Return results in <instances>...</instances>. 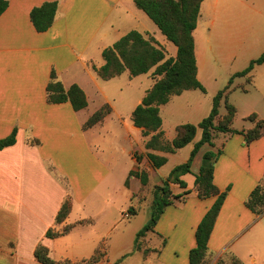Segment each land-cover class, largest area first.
<instances>
[{
	"label": "crops",
	"instance_id": "1",
	"mask_svg": "<svg viewBox=\"0 0 264 264\" xmlns=\"http://www.w3.org/2000/svg\"><path fill=\"white\" fill-rule=\"evenodd\" d=\"M6 1L9 6L0 16V139L17 130V142L0 150V264H41L35 258L40 244L49 249L54 260L78 261L90 258L105 241L108 258L101 264H112L111 255L123 261L134 250L140 229H128L129 242L122 246L119 232L125 233V221H132L123 219V215L131 206L138 209V215L142 207H147L149 220L152 190L163 180L153 182L152 176L160 169H153L146 156L149 137L132 118L148 91L139 79L145 74L131 77L126 72L129 79L117 93H111L110 85L99 81L95 68L105 65L103 51L128 32L151 33L136 26L125 29L130 20L139 17L133 9L134 0ZM47 2H57L58 12L51 28L39 32L31 12ZM203 14H209L208 0L202 4L194 32L197 77L206 87L210 70L207 56L214 39L208 31L214 21L202 24ZM230 36L235 37L225 40L221 50L228 65L236 62L242 50H238V36L245 41L243 34ZM53 73L66 89L77 84L84 90L86 109L75 111L70 102L49 103L47 87ZM152 73H147L153 79L151 88L155 84ZM236 73L232 72L231 77ZM94 91L99 100L91 104L90 92ZM197 91H185L161 106L162 131L167 141L176 137L177 127L183 124L174 125L175 136H167L164 108L189 105L199 114L198 120L190 124L209 116V101ZM104 104L111 106L112 113L102 123L85 129V122ZM222 139L218 146L217 140ZM211 149L222 151L215 164L214 182L228 194L209 240L207 264L233 259L241 264H264V213L257 214L246 205L253 190L259 185L264 187V136L247 145L244 135L220 134L215 147L203 148L195 160ZM152 152L166 156L169 162V156L178 151ZM136 153L143 155L140 164ZM123 156L126 163L121 160ZM138 168L149 172L148 185L143 186L136 177L129 178L130 172ZM188 176L192 174L181 179L187 189H193L196 176H192L193 184L187 182ZM171 188L175 195L186 190L178 184ZM67 197L72 200V211L63 224H57ZM215 201L216 197L201 199L194 192L184 202L166 209L156 227L157 234L149 237L152 247L161 250L155 254L159 264H189L190 252L197 244L196 230ZM81 221L90 223L79 224ZM66 225L76 226L63 236L47 237L50 229L60 231Z\"/></svg>",
	"mask_w": 264,
	"mask_h": 264
},
{
	"label": "trees",
	"instance_id": "2",
	"mask_svg": "<svg viewBox=\"0 0 264 264\" xmlns=\"http://www.w3.org/2000/svg\"><path fill=\"white\" fill-rule=\"evenodd\" d=\"M205 0H134L136 6L158 26L166 39L177 48L175 57H168L167 51L160 46L155 37L149 33L132 30L121 37L113 46L106 48L102 55L105 65L95 68L99 78L108 81L122 76L126 72L131 77L147 74L154 69L152 75L155 80L154 86L147 91L142 103L133 112L134 124L143 129V135L149 137L146 142V153L153 169H160L166 165L168 158L160 156L152 151H162L167 154H175L180 149L191 144L200 129L201 139L194 144L189 160L176 166L170 175L155 185L152 190V202L150 206L151 216L143 229L138 231L134 241V252H139L144 259L151 257L153 253H160L159 248L150 246V234H157L156 227L165 213L166 209L177 202H184L191 193H197L201 199L216 197L213 206L203 217L196 230V247L191 250L189 264H207L209 255V240L215 227L221 208L225 202L228 190L222 192L214 182L215 164L222 151L207 150L203 154V162L196 175L193 189H187V183L181 179L182 176L192 173V166L196 156L205 147H215V140L220 134L229 136L244 135L245 142L250 145L264 136V119L257 114H252L246 120L252 122L253 127L248 130H238L234 123L238 114L236 106L230 103L232 92L237 89L233 87L236 78L247 77V82H253L252 72L255 67L264 64V53L257 59L252 60L250 65L243 71L234 74L228 85L219 91L213 98L212 110L206 118L198 124H183L177 127V135L172 141L165 139L162 131L163 119L161 117V106L167 104L173 96L181 95L185 91L200 90L207 93L206 87L197 77V58L194 32L197 28L201 15V7ZM8 1L0 0V16L7 10ZM58 12L57 2H47L36 7L31 12V20L39 32H45L55 22ZM239 88V87H238ZM243 91H247L243 88ZM47 98L51 104L70 102L75 111H81L88 107V99L84 90L77 84L66 89L56 75H51L47 87ZM225 104L226 114L221 116L220 109ZM112 113L109 104H104L85 122L84 128L89 129L102 123ZM17 142V130L6 138L0 139V150L11 147ZM140 164L143 155L136 153ZM130 177L138 178L143 186L149 184V172L138 168L132 170ZM129 178L126 184H129ZM178 184L186 189L184 193L175 195L171 185ZM249 209L257 214L264 213V187L259 185L251 193L246 202ZM72 200L67 197L62 205L57 218V224H63L72 211ZM128 212L132 218L138 215V209L129 207ZM90 223L81 221L79 224ZM76 225H66L60 231L50 229L48 238H57L69 233ZM166 240H163V245ZM108 255V246L101 244L96 252L87 259L73 261L70 259L54 260L50 256L47 247L40 244L35 251V258L41 264H98ZM127 256V255H126ZM125 256V257H126ZM219 260L216 264H224ZM234 264H241L233 259Z\"/></svg>",
	"mask_w": 264,
	"mask_h": 264
},
{
	"label": "rangeland",
	"instance_id": "3",
	"mask_svg": "<svg viewBox=\"0 0 264 264\" xmlns=\"http://www.w3.org/2000/svg\"><path fill=\"white\" fill-rule=\"evenodd\" d=\"M209 14H203L201 23L213 22L210 24V31H212L213 49L208 51V60L210 65L207 69L206 74V88L207 93L197 91L202 97L208 99L209 114L212 110V103L214 96L221 90H223L229 83L232 72H241L245 70L252 60L259 58L264 53V0H208ZM134 11L139 16L138 19H132L129 21V25L125 29L139 28V30L150 32L152 36L156 37L160 46L163 47L168 54V57H173L176 55V46L169 42L166 37L161 33L158 26L146 15L145 12L140 10L136 4L133 5ZM209 25V24H208ZM129 26V27H128ZM232 33H240L245 36V41H243L239 36L238 39L241 41L239 45V56L235 63L226 64L223 61L224 52L221 51L224 48V41L229 40L233 36ZM235 37V36H234ZM233 37V38H234ZM255 42V43H254ZM247 46V49H243ZM154 69L151 70L153 72ZM253 82H247V77L237 78L234 81V86H239L235 89L230 96V103L236 106L238 110L237 118L235 121V127L237 129H243L251 127L252 122L246 120L252 114H257L260 119H264V64L257 66L253 71ZM153 77V75H152ZM129 79L128 74L123 75L113 81L102 80L99 78L101 83H106L110 85L109 91L112 93H117L121 86H124L126 80ZM140 81L143 83V88L149 90L153 85V79L145 74L141 76ZM112 84V85H111ZM246 88L247 91H243ZM91 104H95L99 100V96L96 91L90 92ZM221 114H226V107L223 104L221 108ZM163 118L165 121L164 130L167 136H175V126L177 123H193L199 118V114L195 112L194 109L185 103L173 104L168 108L163 109ZM197 124V123H195ZM202 137V131L199 130L195 140L189 144L188 148L179 150L175 155L169 156V162L162 166L157 174L152 176L153 182H159L164 180V178L170 175L172 170L181 164L186 163L194 148V144L198 142ZM168 140V139H167ZM171 140V139H169ZM224 139L217 140V145L220 146ZM121 144H124L122 138L119 139ZM136 156V154H135ZM126 157H121V160L126 163ZM194 166H192V176H196L195 173L199 170L202 165L203 157L197 158ZM188 176L187 182L193 184V177ZM162 184V183H161ZM151 188V187H150ZM151 190V189H150ZM175 189V192H178ZM142 195L140 196V198ZM144 208V209H143ZM151 211V210H150ZM173 212V208L171 209ZM128 212V211H127ZM126 213V212H125ZM130 213V212H129ZM131 214V213H130ZM125 215V214H124ZM123 215V219L128 220ZM132 218V217H131ZM130 223L125 221L126 227L124 232H119L120 238L122 239V246L129 242L128 229H134L139 227V231L144 228L148 223V208L142 207L140 214L135 218H132ZM127 223V224H126ZM152 234H150L151 236ZM119 238V239H120ZM155 243H158V238L154 239ZM104 245L108 246V242H103ZM102 243V244H103ZM150 246H152V243ZM109 251V246H108ZM116 255H111L112 264H159L155 258V253L151 255L150 258L144 259L143 255L139 252H134V250L128 254L123 261H117ZM108 255L98 264L103 261H107ZM80 261V260H78ZM224 264H234L232 261H225Z\"/></svg>",
	"mask_w": 264,
	"mask_h": 264
},
{
	"label": "built area",
	"instance_id": "4",
	"mask_svg": "<svg viewBox=\"0 0 264 264\" xmlns=\"http://www.w3.org/2000/svg\"><path fill=\"white\" fill-rule=\"evenodd\" d=\"M124 216L126 219H130L132 217V215L129 212H126Z\"/></svg>",
	"mask_w": 264,
	"mask_h": 264
}]
</instances>
